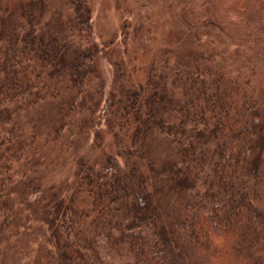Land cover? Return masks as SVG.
I'll return each instance as SVG.
<instances>
[{
    "label": "trees",
    "instance_id": "trees-1",
    "mask_svg": "<svg viewBox=\"0 0 264 264\" xmlns=\"http://www.w3.org/2000/svg\"><path fill=\"white\" fill-rule=\"evenodd\" d=\"M215 1L211 34L238 24L250 37L260 0L222 14ZM3 3L0 264L32 240L47 264H264V88L251 60L196 45L189 59L151 60L143 87L105 93L87 0ZM45 101L44 134H26L19 115ZM106 120L114 153L77 158L71 196L39 189L44 169Z\"/></svg>",
    "mask_w": 264,
    "mask_h": 264
},
{
    "label": "rangeland",
    "instance_id": "rangeland-1",
    "mask_svg": "<svg viewBox=\"0 0 264 264\" xmlns=\"http://www.w3.org/2000/svg\"><path fill=\"white\" fill-rule=\"evenodd\" d=\"M8 1L13 3L16 0H5V4ZM47 1L51 4V9L60 6L63 0ZM231 2L232 0H216L213 7L219 14L226 13L230 10L228 7ZM258 3L256 23L252 26L254 29L251 30L250 37L234 34L241 29L238 24H226L225 30L233 34L216 39L209 27H205V19L208 21L213 17L211 6L206 0H87L92 37L98 47L94 64L103 84V91H113L120 95L125 90L143 87L147 65L151 60H186L196 54V45H199L197 54L209 50L220 60L225 59L227 64L232 57L240 67L245 61L251 60L256 71L255 80L259 87L264 88V33L261 31L264 28V0ZM195 16L200 17L201 23ZM208 29L209 33H206ZM197 36L200 38L196 39ZM50 104L54 105V102ZM48 105L45 101L19 115L18 119L25 127L26 134H31L33 130L37 134H44L53 114L48 110ZM109 123V120L102 121L98 125V131L86 130L75 144L65 149L59 160L54 159L44 169L39 189L51 188L59 191L60 196H71L75 188V160L80 158L93 161L115 150V130ZM37 141L41 145L46 143L43 136ZM121 147L122 145L119 146ZM121 164L125 169V163L121 161ZM73 195L80 198L78 192ZM27 213L28 223H32L29 229L32 230L38 222L31 221L33 213L30 209H27ZM16 238L14 236L9 241L14 242ZM4 246L6 243L2 248ZM8 254L10 259L6 264H47L41 258L43 253L37 241L32 240L29 248H11Z\"/></svg>",
    "mask_w": 264,
    "mask_h": 264
}]
</instances>
